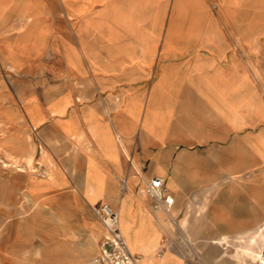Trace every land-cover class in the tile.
<instances>
[{
    "label": "crops",
    "instance_id": "0c3cea01",
    "mask_svg": "<svg viewBox=\"0 0 264 264\" xmlns=\"http://www.w3.org/2000/svg\"><path fill=\"white\" fill-rule=\"evenodd\" d=\"M50 8L0 0V218L31 228L0 263L85 264L108 203L141 264H250L235 252L264 240L257 0H59L56 34ZM51 36L63 75H26ZM155 175L171 221L145 192Z\"/></svg>",
    "mask_w": 264,
    "mask_h": 264
},
{
    "label": "rangeland",
    "instance_id": "374dc122",
    "mask_svg": "<svg viewBox=\"0 0 264 264\" xmlns=\"http://www.w3.org/2000/svg\"><path fill=\"white\" fill-rule=\"evenodd\" d=\"M50 1V15L51 18H54V34H56V30H57V16L59 13V9L57 8V3L59 0H49ZM227 1V0H226ZM246 3L249 4V0H246ZM257 6H258V11H257V16H258V32H262L264 33V0H257ZM212 8L214 11H217V5L216 2H214L212 4ZM227 16L231 15L234 16V10L233 9H227ZM242 16H249V11L247 10L246 12L242 13ZM11 24H7L5 26V28H11ZM66 32L67 34L72 36V31L70 29V27L68 26V24H66ZM6 35H13L14 32L13 31H5ZM262 43H264V37H263V41ZM65 63V59L61 54V51H59L58 45H57V41L55 39V36H51L50 38V43L48 46V49L44 52V54L40 57H37L35 60H33L32 62H29L27 64V68L26 71L27 73H25L26 75H30V76H36V74H42L44 73H49L50 76V81H57L58 77L63 75V65ZM262 66L264 67V51L263 50H259L258 52V70H261ZM60 71V73H59ZM260 74V72H259ZM262 93L263 99H264V90H259ZM146 185V184H145ZM145 185H144V189H145ZM166 213V212H165ZM167 214V213H166ZM57 216V215H55ZM62 216H50L49 217V223L50 224H54L57 223L58 220L61 218ZM167 220H170L169 215L167 214ZM16 219V218H15ZM13 218H8V217H3L0 218V260H1V256H7V257H13L14 259L20 258L21 254L19 252L16 251H8L6 248L11 246V244L13 245L17 240H26L29 241V236L31 235V228H29L28 225H26V229H20L18 231V229L15 232H11V230L13 229V226L15 224H19L21 222L15 220ZM18 219H20V217H18ZM32 219L28 218V221L30 223ZM42 220H46L47 221V217H42L40 214L37 215L34 218V222H38L41 223ZM32 223V221H31ZM263 223H264V215L263 214H259L258 215V220L257 223L254 225H252L250 228L251 229H258L260 228L261 231L264 234V228H263ZM31 227V226H30ZM30 231V232H29ZM13 240L12 242H9V240ZM234 250V249H232ZM20 254V255H19ZM1 264V263H0Z\"/></svg>",
    "mask_w": 264,
    "mask_h": 264
},
{
    "label": "built area",
    "instance_id": "2783aa9c",
    "mask_svg": "<svg viewBox=\"0 0 264 264\" xmlns=\"http://www.w3.org/2000/svg\"><path fill=\"white\" fill-rule=\"evenodd\" d=\"M145 192L154 209L170 213L174 197L164 185L160 176H153L146 182ZM104 228V236L98 252L85 264H141V258L132 252L120 225L119 211L108 203L93 208ZM264 228V223H263ZM255 264H264V241L260 256Z\"/></svg>",
    "mask_w": 264,
    "mask_h": 264
},
{
    "label": "bare ground",
    "instance_id": "6f19581e",
    "mask_svg": "<svg viewBox=\"0 0 264 264\" xmlns=\"http://www.w3.org/2000/svg\"><path fill=\"white\" fill-rule=\"evenodd\" d=\"M257 235H258L257 232L252 234L249 237V241H248L247 245L242 246L241 248L237 249L236 252H235L237 255H240L243 258V260L248 258L247 263H250V264L255 262L256 260H258V258L260 256V252H261V250H259V248L254 246L255 243H256Z\"/></svg>",
    "mask_w": 264,
    "mask_h": 264
}]
</instances>
